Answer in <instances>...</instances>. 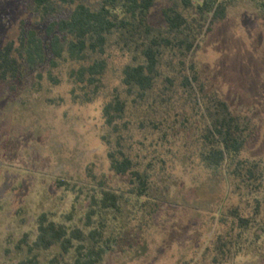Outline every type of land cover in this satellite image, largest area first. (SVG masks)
Segmentation results:
<instances>
[{
	"label": "rangeland",
	"instance_id": "1",
	"mask_svg": "<svg viewBox=\"0 0 264 264\" xmlns=\"http://www.w3.org/2000/svg\"><path fill=\"white\" fill-rule=\"evenodd\" d=\"M98 1L86 4L95 7ZM26 3L0 0V48L16 40L21 26L47 41L48 23L71 10L41 20ZM166 5L167 0L156 1L149 14L152 25L164 26ZM47 56L35 68L24 66L16 80L0 81V264L24 259L15 246L24 234L35 238L42 213L69 228H84L92 197L103 191L122 196V211L116 219L109 213L103 220L104 236L117 244L101 264H203L211 257H204L205 248L224 229L220 217L238 205L242 216L252 215L257 202L264 207V177L261 190L247 203L239 199L225 165L214 171L197 158L194 121L182 129L178 117L176 139L163 146L148 148L134 123L121 134L126 153L144 154L153 164L148 198L157 206L150 213L140 210L128 193V176L109 166L102 140L109 133L102 119L104 97L90 103L73 99L69 72L77 65L61 61L53 67L49 52ZM195 59L206 87L249 123L240 158L264 168V19L257 4L231 0L225 18L201 39ZM121 67L122 60H109L103 76L106 92L118 86ZM259 219L243 234V252L226 264H264ZM54 252L42 253V258Z\"/></svg>",
	"mask_w": 264,
	"mask_h": 264
},
{
	"label": "trees",
	"instance_id": "2",
	"mask_svg": "<svg viewBox=\"0 0 264 264\" xmlns=\"http://www.w3.org/2000/svg\"><path fill=\"white\" fill-rule=\"evenodd\" d=\"M87 1L27 0V10L41 20L71 10L67 17L48 23L47 41L36 30L21 26L16 40L0 48V81L16 80L24 66L46 62L47 52L53 67L61 61L76 64L69 72L73 99L90 103L104 97L102 119L109 133L102 140L109 166L115 174L128 176V193L140 210L150 213L157 206L148 198L153 164L144 154L126 153L121 134L134 123L148 148L163 146L176 139L178 117L182 129L194 121L199 161L214 171L225 165L233 194L247 203L261 190L264 177L260 162L240 158L249 123L206 87L195 59L201 39L225 18L231 0H167L163 27L149 22L157 0H99L95 7ZM252 1L264 19V0ZM114 58L122 60L119 84L106 92L103 76ZM121 199L110 191L92 197L84 228H69L40 214L35 238L24 234L15 246L24 254L19 264H101L117 244L104 236L103 220L109 213L116 219ZM241 209L238 205L220 217L224 229L205 248L204 257L209 253L211 257L203 264H226L241 254L243 234L257 217L264 231V207L257 202L250 216H242ZM254 235L258 237V232ZM53 250V255L42 258V253Z\"/></svg>",
	"mask_w": 264,
	"mask_h": 264
}]
</instances>
